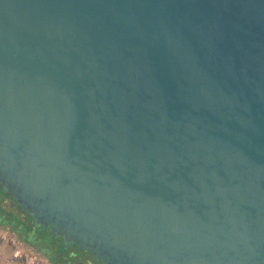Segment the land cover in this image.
<instances>
[{"label":"water","instance_id":"95a60500","mask_svg":"<svg viewBox=\"0 0 264 264\" xmlns=\"http://www.w3.org/2000/svg\"><path fill=\"white\" fill-rule=\"evenodd\" d=\"M0 184L103 264H264V0H0Z\"/></svg>","mask_w":264,"mask_h":264},{"label":"rangeland","instance_id":"374dc122","mask_svg":"<svg viewBox=\"0 0 264 264\" xmlns=\"http://www.w3.org/2000/svg\"><path fill=\"white\" fill-rule=\"evenodd\" d=\"M21 216L22 212L17 202L0 190V264H50L39 252L34 250V247L37 246L35 241L24 236L29 240L28 242L32 243V247L25 239L20 238V234L14 231L16 228H11V223L22 222ZM36 235L33 234V236ZM40 236L38 235L37 238L38 245L43 243ZM43 239L50 242L52 237L46 235ZM71 249L69 255L75 261H78L79 264L89 263L88 256L84 252L77 248Z\"/></svg>","mask_w":264,"mask_h":264},{"label":"flooded vegetation","instance_id":"af4514ba","mask_svg":"<svg viewBox=\"0 0 264 264\" xmlns=\"http://www.w3.org/2000/svg\"><path fill=\"white\" fill-rule=\"evenodd\" d=\"M0 190L3 191V186L0 184ZM4 192V191H3ZM5 193V192H4ZM10 195V194H9ZM11 199L12 196H8ZM21 220L23 221V225H24V229H26V233H30V230H33V228L37 231V235L39 234V229H41V226H35V221L34 219L26 212L22 211V216H21ZM35 230H33L32 232H35ZM16 233L20 234V238L25 239V235L24 234L22 236V233L20 231L17 230V228L14 230ZM45 231H48L50 233V229H47ZM56 241H48V247L50 250H48L49 254H47L46 252H42L39 248L34 247V250H36L37 252H39V254H41V256L44 257V259H46L50 264H71L72 261H74L72 257H69V255H66L65 252L63 250L59 249V245H62L64 248H69V247H75L79 250H81L79 248V246H75L73 244H68L67 242H64L62 237H55ZM31 245V244H29ZM33 247V245H31ZM82 252H85V255L88 256L87 260L89 263L86 264H103L101 261H97L96 256L93 255L90 252L81 250ZM69 260H72L71 262ZM75 262V261H74Z\"/></svg>","mask_w":264,"mask_h":264},{"label":"trees","instance_id":"16d2710c","mask_svg":"<svg viewBox=\"0 0 264 264\" xmlns=\"http://www.w3.org/2000/svg\"><path fill=\"white\" fill-rule=\"evenodd\" d=\"M6 194V196H10L9 195V193H5ZM14 200H15V198L14 197H12ZM16 201V200H15ZM17 202V201H16ZM18 204V203H17ZM19 205V204H18ZM19 208L21 209V207H20V205H19ZM23 210L21 209V212H22ZM24 212V211H23ZM27 213V212H26ZM24 223H23V221L22 222H20V223H18V224H15V223H11L10 224V226H11V228L12 229H15V228H17V230L18 231H20L21 233H22V236L24 235V234H26V236H28V239L29 240H33V241H35L36 243V245L37 246H35L36 248H39L42 252H49L48 250H50L49 249V247H48V244H47V240L46 239H43L44 238V236H46V235H49V236H51L52 237V241H56V239H55V237H54V235L52 234V233H49L48 231H45V229L41 226V229H39V236H40V234H41V236H40V239L41 240H43V243L41 244V245H38L37 244V238H38V235H36V236H33V234H37L36 232V230L33 228V230H35V232H32L33 230H30L31 232L28 234V233H26L25 231H26V229H24V225H23ZM36 226V225H35ZM43 237V238H42ZM26 241H27V243L28 244H31L32 245V243H30V242H28L29 240H27V239H25ZM71 248H75V247H69V248H64L62 245H59V249L60 250H63L64 252H65V254L66 255H69V251L70 250H72ZM48 249V250H47ZM85 253V252H84ZM47 254H49V253H47ZM69 257H71L70 255H69ZM74 260V259H73ZM70 262L72 261V260H69ZM75 261V260H74ZM72 261L71 262V264H79L78 263V261ZM84 264H86V263H84Z\"/></svg>","mask_w":264,"mask_h":264}]
</instances>
